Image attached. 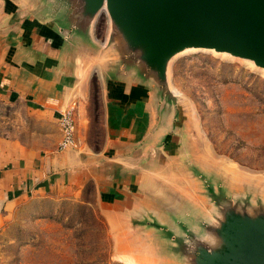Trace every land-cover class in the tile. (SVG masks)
Listing matches in <instances>:
<instances>
[{
    "label": "rangeland",
    "instance_id": "1",
    "mask_svg": "<svg viewBox=\"0 0 264 264\" xmlns=\"http://www.w3.org/2000/svg\"><path fill=\"white\" fill-rule=\"evenodd\" d=\"M16 1L20 5L18 0H0V10L14 16L5 26L8 39L14 29L21 30ZM108 28L104 11L94 31L100 45L84 53L90 70L89 91L80 99L88 107L86 125L79 127L75 111L76 137H83L91 148L102 147L106 141L104 78L98 63L105 61L100 52ZM26 31L28 38L21 35L23 44L31 39L29 28ZM51 54L58 58L65 53L54 49ZM169 77L185 118L182 136L176 145L166 144V153L189 181L184 193L175 194L173 207L159 216H146L143 224L136 218L130 223L133 232L121 235L128 240L118 246L117 234L110 231L93 185L81 196L27 201L0 212V264H160L165 256L161 250L158 254L155 229L147 220L167 221L171 214L189 209L202 189L205 196L206 179L215 184L225 181L235 193L238 189L250 193L247 199L264 196V69L223 53L190 49L174 56ZM32 121L24 105L0 99V139L9 135L30 139Z\"/></svg>",
    "mask_w": 264,
    "mask_h": 264
},
{
    "label": "water",
    "instance_id": "2",
    "mask_svg": "<svg viewBox=\"0 0 264 264\" xmlns=\"http://www.w3.org/2000/svg\"><path fill=\"white\" fill-rule=\"evenodd\" d=\"M18 1L20 29L25 38L28 28L31 32L22 47L33 46L48 66L80 58L89 67L84 53L99 47L94 31L106 11L108 36L100 52L105 61L98 63L104 91L115 102H150L157 120L168 124L163 146L184 132V108L169 77L175 55L204 49L264 69V0ZM54 49L65 54L56 58ZM204 183L205 196L202 189L183 213L175 212L167 221L147 220L155 229L158 254L161 250L165 256L160 264H264V196L251 197L255 201L241 189L233 192L225 181ZM213 205L224 219L221 228L210 229L217 246L209 249L197 242L196 233L207 227L204 218Z\"/></svg>",
    "mask_w": 264,
    "mask_h": 264
},
{
    "label": "crops",
    "instance_id": "3",
    "mask_svg": "<svg viewBox=\"0 0 264 264\" xmlns=\"http://www.w3.org/2000/svg\"><path fill=\"white\" fill-rule=\"evenodd\" d=\"M13 17L0 10V99L28 108L33 124L30 139H0V212L34 199L81 196L93 185L110 231L122 246L128 238L121 235L133 232L132 221L173 207L175 194L184 193L189 184L166 153L169 147L161 144L167 121L157 120L148 101L115 102L104 91L105 144L91 148L83 137H76V149L60 151L61 113L75 105L79 127L86 125L88 107L80 99L89 91V67L80 58L48 66L33 46L22 47V30L14 29L8 39L5 26Z\"/></svg>",
    "mask_w": 264,
    "mask_h": 264
},
{
    "label": "clouds",
    "instance_id": "4",
    "mask_svg": "<svg viewBox=\"0 0 264 264\" xmlns=\"http://www.w3.org/2000/svg\"><path fill=\"white\" fill-rule=\"evenodd\" d=\"M224 216L221 214V211L213 205L210 211L207 212L204 218V224L206 228L201 229L196 233L197 242L200 244H205L209 249H213L217 246V236L210 229H219L222 226V221ZM187 242V241H186Z\"/></svg>",
    "mask_w": 264,
    "mask_h": 264
},
{
    "label": "built area",
    "instance_id": "5",
    "mask_svg": "<svg viewBox=\"0 0 264 264\" xmlns=\"http://www.w3.org/2000/svg\"><path fill=\"white\" fill-rule=\"evenodd\" d=\"M76 106L72 105L70 108L61 113L59 117V125L62 137L59 142V150L63 151L71 146L77 147L76 140Z\"/></svg>",
    "mask_w": 264,
    "mask_h": 264
}]
</instances>
